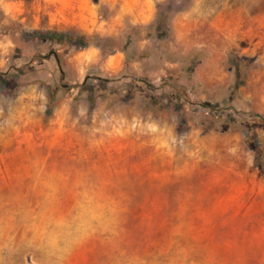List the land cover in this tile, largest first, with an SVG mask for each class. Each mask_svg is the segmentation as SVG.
<instances>
[{"label":"rangeland","instance_id":"374dc122","mask_svg":"<svg viewBox=\"0 0 264 264\" xmlns=\"http://www.w3.org/2000/svg\"><path fill=\"white\" fill-rule=\"evenodd\" d=\"M148 6L111 78L0 61V264H264V0Z\"/></svg>","mask_w":264,"mask_h":264},{"label":"crops","instance_id":"0c3cea01","mask_svg":"<svg viewBox=\"0 0 264 264\" xmlns=\"http://www.w3.org/2000/svg\"><path fill=\"white\" fill-rule=\"evenodd\" d=\"M120 1L119 10L114 12L118 0H35L28 6L23 0H0V61L27 44L23 34L28 31L32 34L28 43L34 45L36 53L43 56L42 49L60 48L56 62L70 83L81 84L89 74L116 76L125 65V51L118 49L106 55L101 39L122 37L127 43L133 42L130 28L149 26L154 20L149 0ZM85 38L84 49L59 58L60 53L79 46Z\"/></svg>","mask_w":264,"mask_h":264},{"label":"trees","instance_id":"16d2710c","mask_svg":"<svg viewBox=\"0 0 264 264\" xmlns=\"http://www.w3.org/2000/svg\"><path fill=\"white\" fill-rule=\"evenodd\" d=\"M51 39H54V37L53 38H51ZM85 46V45H84ZM98 83H99V86H106L107 85V82H106V80H101V79H98ZM104 88V87H103Z\"/></svg>","mask_w":264,"mask_h":264}]
</instances>
